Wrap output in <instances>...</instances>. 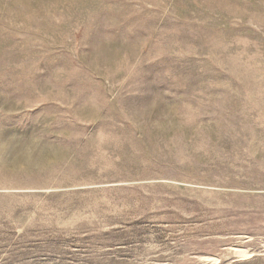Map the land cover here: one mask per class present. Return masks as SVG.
Here are the masks:
<instances>
[{
	"label": "rangeland",
	"instance_id": "obj_1",
	"mask_svg": "<svg viewBox=\"0 0 264 264\" xmlns=\"http://www.w3.org/2000/svg\"><path fill=\"white\" fill-rule=\"evenodd\" d=\"M0 264H264V0H0Z\"/></svg>",
	"mask_w": 264,
	"mask_h": 264
}]
</instances>
